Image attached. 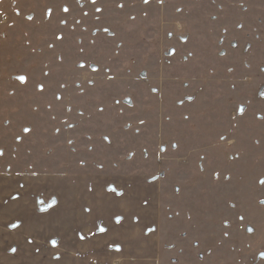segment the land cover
Returning a JSON list of instances; mask_svg holds the SVG:
<instances>
[{
    "label": "rangeland",
    "instance_id": "374dc122",
    "mask_svg": "<svg viewBox=\"0 0 264 264\" xmlns=\"http://www.w3.org/2000/svg\"><path fill=\"white\" fill-rule=\"evenodd\" d=\"M58 177L135 191L153 264H264V0H0V211Z\"/></svg>",
    "mask_w": 264,
    "mask_h": 264
},
{
    "label": "crops",
    "instance_id": "0c3cea01",
    "mask_svg": "<svg viewBox=\"0 0 264 264\" xmlns=\"http://www.w3.org/2000/svg\"><path fill=\"white\" fill-rule=\"evenodd\" d=\"M44 184L1 207L0 264H153L151 217L135 191L118 194L81 177ZM40 195L55 202L38 210Z\"/></svg>",
    "mask_w": 264,
    "mask_h": 264
},
{
    "label": "snow or ice",
    "instance_id": "6c2138e0",
    "mask_svg": "<svg viewBox=\"0 0 264 264\" xmlns=\"http://www.w3.org/2000/svg\"><path fill=\"white\" fill-rule=\"evenodd\" d=\"M148 2V0H145V3H147ZM65 11H67V9H65ZM97 11H100V9H97ZM17 79H19L21 82H24V80H25V77H23V76H20V77H17ZM41 90H42V86H41ZM59 98V97H58ZM25 131H28V129H25ZM260 183L261 184H264V180H261L260 181ZM119 217L117 218V222H119ZM12 227H15L16 225H11ZM101 231H103V229H101ZM81 238H83V237H81ZM55 241H53V244L55 245ZM13 251H15L14 249H13Z\"/></svg>",
    "mask_w": 264,
    "mask_h": 264
}]
</instances>
